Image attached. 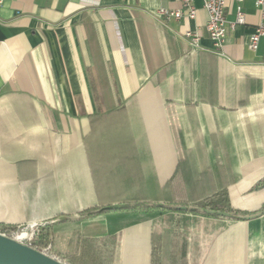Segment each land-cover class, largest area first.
<instances>
[{
    "label": "crops",
    "instance_id": "1",
    "mask_svg": "<svg viewBox=\"0 0 264 264\" xmlns=\"http://www.w3.org/2000/svg\"><path fill=\"white\" fill-rule=\"evenodd\" d=\"M181 1L0 6V225L74 218L55 233L56 253L73 264H264V213L75 219L113 205L195 204L223 189L233 209L263 212L264 39L249 48L261 12L244 0L245 23L219 53L203 0H193L194 20L157 15ZM237 7L226 0L228 22Z\"/></svg>",
    "mask_w": 264,
    "mask_h": 264
},
{
    "label": "trees",
    "instance_id": "2",
    "mask_svg": "<svg viewBox=\"0 0 264 264\" xmlns=\"http://www.w3.org/2000/svg\"><path fill=\"white\" fill-rule=\"evenodd\" d=\"M125 108H120L119 110H113L108 114H104L102 110H99L100 113L96 115L97 118H105L108 115L116 116L121 114L125 111ZM264 186V181L260 182L256 188H260ZM162 205V206H161ZM181 207L187 208H196L198 209L197 212L193 214L203 215L207 217H219L215 215H208L205 211H212V212H223V213H230L235 217H245L248 216L247 213L235 210L231 207L229 195L226 189L208 197L200 202L195 204H190L187 202L175 201L174 204H149V203H137V204H125L122 205L121 210L117 211H134L139 213H158L162 214L166 211H178ZM261 211H264V206ZM108 212L104 208L93 211V212H86L79 214L75 219L84 220L87 218H92L93 216L98 215L99 213ZM74 218H68L64 222H68L73 220ZM237 220V219H233ZM64 222H48L44 225H41L39 228H25V227H14V226H3L0 225V234L8 237V238H16L19 234L26 231L28 233V237L24 244L28 245L29 247L57 260L62 262L63 264H73V262L68 261L67 259L61 257L59 254L56 253L54 249V236L56 233L57 228Z\"/></svg>",
    "mask_w": 264,
    "mask_h": 264
},
{
    "label": "built area",
    "instance_id": "3",
    "mask_svg": "<svg viewBox=\"0 0 264 264\" xmlns=\"http://www.w3.org/2000/svg\"><path fill=\"white\" fill-rule=\"evenodd\" d=\"M238 4L236 20L234 22H228L225 15L226 0H203V8L207 13V23L205 31L212 41L216 52H222V49L226 43V36L228 30H234L237 26L245 23V15L242 12L241 3L244 0H235ZM5 0H0V6L4 4ZM256 7L261 12V22L256 27L255 32L252 34L249 42V48L252 51H257L260 41L264 39V0H255ZM157 15L160 18L167 20H181L187 18L194 20L197 16V8L195 7L193 0H182L181 6L175 10H168L161 8L158 10ZM185 38L191 48H200L201 36L198 32L187 31ZM36 225L30 228H34ZM27 228V227H25ZM28 237L26 231L19 234L15 240L24 243Z\"/></svg>",
    "mask_w": 264,
    "mask_h": 264
},
{
    "label": "water",
    "instance_id": "4",
    "mask_svg": "<svg viewBox=\"0 0 264 264\" xmlns=\"http://www.w3.org/2000/svg\"><path fill=\"white\" fill-rule=\"evenodd\" d=\"M162 206V205H161ZM106 211H117L122 209V205H113L104 208ZM182 212H191L195 213L198 211L196 208H187L181 207L179 208ZM208 215H215L221 218H228V219H237V220H249L258 215L264 213L261 212L260 214H255L252 216H245V217H235L230 213H223V212H212V211H205ZM68 218L62 217L56 223L64 222ZM0 264H63L60 261H57L31 247L28 245L19 242L15 239L5 237L0 234Z\"/></svg>",
    "mask_w": 264,
    "mask_h": 264
},
{
    "label": "rangeland",
    "instance_id": "5",
    "mask_svg": "<svg viewBox=\"0 0 264 264\" xmlns=\"http://www.w3.org/2000/svg\"><path fill=\"white\" fill-rule=\"evenodd\" d=\"M102 209V208H101ZM45 223H34V224H29V226L30 225H36L34 228H39L41 225H44ZM15 227V226H14ZM17 227H19V226H17ZM21 227H27V229L28 228H30V227H28V226H21ZM208 240L209 241H211L212 240V238H213V235L211 234V235H209L208 237ZM206 239V237L204 238V240ZM54 249H55V236H54Z\"/></svg>",
    "mask_w": 264,
    "mask_h": 264
}]
</instances>
